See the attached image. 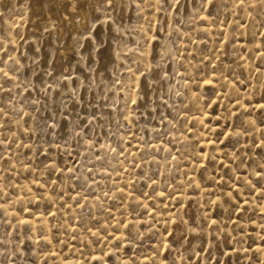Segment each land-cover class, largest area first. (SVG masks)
Returning <instances> with one entry per match:
<instances>
[{"label":"rangeland","instance_id":"obj_1","mask_svg":"<svg viewBox=\"0 0 264 264\" xmlns=\"http://www.w3.org/2000/svg\"><path fill=\"white\" fill-rule=\"evenodd\" d=\"M50 1L0 0V264H264V0Z\"/></svg>","mask_w":264,"mask_h":264},{"label":"bare ground","instance_id":"obj_2","mask_svg":"<svg viewBox=\"0 0 264 264\" xmlns=\"http://www.w3.org/2000/svg\"><path fill=\"white\" fill-rule=\"evenodd\" d=\"M50 1V0H49ZM52 2H53V0H51ZM50 1V2H51ZM56 1V0H55ZM54 1V2H55ZM80 1V0H79ZM82 1V0H81ZM87 1V0H86ZM85 1V2H86ZM89 1V0H88ZM94 1V0H93ZM95 1H97V0H95ZM106 1V0H105ZM108 1V0H107ZM113 1V0H112ZM56 2H58V1H56ZM85 2H84V4H85ZM116 2V1H115ZM90 3V2H89ZM99 3V2H98ZM38 4V3H37ZM58 4V3H57ZM60 4L61 5H63V6H67L68 8H69V10H70V13H72V14H74V12H76V14H78L79 15V17H80V20H81V23H82V26H85V24H86V22H87V18H88V12H86L85 10L87 9V6H86V9L84 10L83 8H84V6H82V5H80V3H79V5L76 3V1L75 0H61L60 1ZM55 5H56V3H55ZM54 5V6H55ZM59 5V4H58ZM61 5H60V7L59 8H61ZM82 6V7H81ZM58 7V6H57ZM90 7H92V5L90 6ZM55 8H56V6H55ZM93 8V7H92ZM65 9V8H64ZM67 9V8H66ZM63 10V9H62ZM68 10V11H69ZM88 10V9H87ZM54 11H57V10H54ZM67 11V10H66ZM56 14L58 13V12H55ZM55 13H54V15H55ZM48 14V13H47ZM50 14V13H49ZM59 14V13H58ZM57 14V15H58ZM70 15V14H69ZM90 15V14H89ZM48 16V15H47ZM56 16V15H55ZM54 16V17H55ZM61 16V15H60ZM59 16V17H60ZM50 17V16H49ZM48 17V18H49ZM51 18V17H50ZM56 18V17H55ZM62 18L64 19V20H66V19H72V16L69 18V16H68V12H67V14L66 13H63L62 14ZM76 18H78V17H76ZM34 20H36V19H34ZM49 20V19H48ZM51 20H52V18H51ZM62 20V19H61ZM67 20V21H68ZM72 21V20H71ZM56 22V21H55ZM57 23V22H56ZM71 24H72V26H74V24H73V22H71ZM59 28V27H58ZM61 29V28H60ZM61 31V30H60ZM58 53L60 54V55H66V51L64 50V49H61V50H59L58 51ZM236 104V103H235ZM259 108V107H258ZM178 229V228H177Z\"/></svg>","mask_w":264,"mask_h":264}]
</instances>
